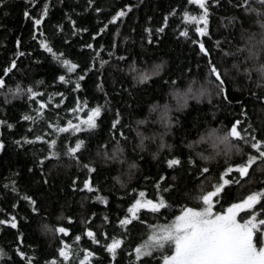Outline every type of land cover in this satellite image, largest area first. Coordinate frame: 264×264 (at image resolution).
Returning a JSON list of instances; mask_svg holds the SVG:
<instances>
[{"label": "trees", "instance_id": "1", "mask_svg": "<svg viewBox=\"0 0 264 264\" xmlns=\"http://www.w3.org/2000/svg\"><path fill=\"white\" fill-rule=\"evenodd\" d=\"M43 3L44 0H37V5L33 8L26 5L24 0H7V6L0 7V75L13 59L17 61L16 68L5 77L6 87L0 89V119L14 124L12 130L0 126V139L5 142L4 150L0 151V219L15 216L17 223L16 229L10 225H0V249L7 254L0 257V264H26L27 257H33V264H45V261L58 257L57 249L61 246L62 239L73 244L74 236L82 235L85 228H91L97 234L106 230L109 236L116 235L119 238L123 229L116 227L118 218L125 216L139 191H145L148 198H155L154 184L161 176L166 178L167 183L177 186L170 194L162 193L171 208L162 209L160 215L149 213L142 215V218L148 223L170 222L179 214L181 206H199L193 197L201 189L210 190L226 167L224 155L218 154L207 141H201L202 135L212 128L223 134L232 122L240 120L238 130L254 129L257 138L264 139V76L257 71L264 65V45L259 43L264 40V28L257 22L255 13H245L234 6L238 0H220V7L211 9L210 38L196 37L190 31L189 39L177 35L185 27L180 13L184 10L186 0H94V7L101 8L100 13H96L94 7L85 11L87 0H62V3L61 0H49V16L41 26L42 30L54 51L63 52L65 58L80 66L76 73H68L67 76L74 79L80 69L90 63L95 64L94 70L82 82L83 90L76 93L71 92L68 86L54 83L57 75L66 74V69L50 53L39 47V34L37 33L36 39L33 38L32 22L23 16L26 7L31 15H38ZM126 4L133 7L123 21L108 23L111 15ZM253 6L260 8L259 4L254 3ZM174 7L177 8V14L169 16L160 40L154 45L148 44L144 29H152L155 39V28L164 23L165 14ZM188 9L198 13L194 5H188ZM65 13L77 22L78 27H86L89 31L71 35V26L65 19ZM229 18L235 19L230 23ZM57 23L63 24L64 31L57 33L54 38V25ZM106 23L107 29L92 41L91 33L98 31ZM188 27L191 29L194 26ZM17 38L20 40L19 49L16 45ZM65 39L68 44L63 43ZM191 39L203 42L211 56L200 54L198 45L192 44ZM216 41H219V46H216ZM88 42L93 43L94 49H99L98 59L93 60V50L81 48L82 44ZM17 50L24 55L17 56ZM109 52L113 55L109 56ZM120 56L127 59L120 61ZM99 59L107 61L103 68ZM133 60L139 71L149 75L148 81L140 83L138 76L134 79V73L129 69ZM209 60L222 75L225 87L223 94H219L218 82L209 74ZM155 65L161 67L158 73L152 75ZM98 75L101 76L99 81ZM38 81L42 83L38 84ZM97 83H102V87L98 89ZM17 84L22 88L32 86L34 90L44 93V100L48 99L49 93L63 92L66 99L59 109L62 122L71 118L65 106L74 107L77 96L81 101L87 99L89 108L103 106L101 117L97 121L99 127L90 135L75 134L90 145L80 156L79 165L64 155L65 145L75 143V138L68 133H62L59 137H46L57 139L56 151L60 156L58 159L45 161L43 175L37 166V159L47 153V145L25 144L20 148L13 143L23 136L31 138L46 128L43 121L33 125L30 121L20 119L22 114L35 116L36 113L30 110L31 102L26 95L14 98L9 93L5 96L8 89L15 90ZM190 84L193 89L206 88L207 93L199 99L190 94L186 103L178 104L172 95L173 91L184 93ZM225 95L227 100L224 99ZM60 99L61 97L54 96L53 103H58ZM165 105L170 121V126L167 127L161 119ZM35 107L37 105L31 103V108ZM87 110L80 113L81 117L86 115ZM117 112L120 121L115 132L123 154L119 162L106 163L96 155L97 142L111 141L109 129ZM45 116L55 122L56 111L46 109ZM138 121L144 123L139 124ZM30 127L34 129L33 132L28 131ZM121 131L126 139L120 137ZM138 132L147 137L143 147L139 146L141 136L137 135ZM161 136L165 145L163 148L160 147ZM114 143L115 141H111L108 145L110 153ZM241 147L244 152L249 151L242 144ZM173 156L180 157L185 165L182 169L168 168L166 161ZM190 156L194 160V166L186 163ZM202 156L209 159L205 160ZM240 159L239 155L233 154L228 162L236 163ZM84 163L93 164L96 172L88 173L82 167ZM133 163L136 165L134 169L129 167ZM29 167L33 169L32 172L28 171ZM203 167H208L209 172L197 178L196 169ZM260 167L264 166L258 161L250 170L251 182L245 177L240 180V184L226 186L225 198L216 205L215 210L220 211L227 203L242 199L250 191L264 186L260 183L264 181V172L255 171ZM235 175L239 179L238 174ZM89 176L94 187L99 189L98 193L73 191V180H76V187L79 189ZM117 177L120 183L115 179ZM173 177L177 179L173 180ZM45 179L47 183L44 182ZM13 182L17 192L12 191ZM166 186L161 181V187ZM25 195L36 200L38 214H34L32 205L22 198ZM97 195L107 198V205L94 199ZM13 204H16L15 208L12 207ZM93 213L95 216H92ZM105 216L109 219L106 225L103 221ZM68 217L72 218V223H68ZM42 224H47L50 228L64 226L70 229V234L65 237L54 231H43ZM134 224L135 227L129 226L130 238L125 244L126 250L141 243L148 235L149 230L145 225L138 222ZM21 233L22 244L17 238ZM17 246L26 253L25 260H21L16 254ZM80 247H88L98 254L93 264H109V256L103 248L91 244L83 235ZM166 251L169 254L170 249ZM154 255L156 259L145 258L147 264H157L161 253ZM73 264L76 262L73 261ZM117 264H129V257L120 252Z\"/></svg>", "mask_w": 264, "mask_h": 264}, {"label": "snow or ice", "instance_id": "2", "mask_svg": "<svg viewBox=\"0 0 264 264\" xmlns=\"http://www.w3.org/2000/svg\"><path fill=\"white\" fill-rule=\"evenodd\" d=\"M24 2L26 5H31L33 8L37 5V0H24ZM254 3L259 4L260 8L254 7ZM188 5L196 6L198 13L190 11ZM6 6L7 0H0V7ZM234 6L238 9H242L245 13H255L258 18L257 22L264 28V0H238V3ZM93 7L94 0H87V8L85 11ZM132 7V5L126 4L122 9L116 10L114 14L111 15L108 23L116 24L118 21L122 22L123 18L132 11ZM218 7H220V0H186L184 10L180 13L185 27L178 31V37L189 39V32L193 31L196 37L210 38L209 23L210 16L212 15L211 9ZM49 8V0H44L42 9L39 11L38 15H31L29 8L26 7L23 16L30 19L32 22L33 38L36 39L37 33L39 34V47L50 53L52 58L57 61L62 68L66 69V74L57 75L54 83L58 82L68 86L73 93L80 92L83 90L82 82L85 81L88 74L94 70L95 64L90 63L87 67L80 69L74 79L67 76L68 73H76V70L80 68V66L78 63L65 58L63 52L54 51L46 33L42 30L41 26L45 22L46 17L49 16ZM94 11L100 13L101 8L94 7ZM176 14L177 8L175 7L172 8L169 13L165 14L164 23L155 28V39H153L152 36V29L147 27L144 29V32L147 34L148 44L154 45L160 40L161 34L164 33L167 27L169 16ZM65 19L71 26V35L75 36L78 33H87L89 31L86 27H78L77 22L68 16L67 13H65ZM234 19L235 18H229V22H233ZM149 20H151V17H149ZM189 25L194 27L190 29L188 27ZM107 27L108 24L106 23L103 27H100L98 31L92 32L91 40L95 41ZM63 31L64 26L62 23L55 24L53 37L55 38L57 33H63ZM63 43L68 44V40L65 39ZM191 43L198 45L199 53L203 54V56H211L205 44L200 40L191 39ZM259 43L264 45V40H261ZM19 44L20 40L17 38V49H19ZM216 46H219V41H216ZM100 47L103 48V45ZM113 47H115V42H113ZM81 48L93 50L95 52L93 60L99 58V49H94L93 43L88 42L82 44ZM249 51H251V49H249ZM16 55L22 56L24 53L17 50ZM112 55L113 53L109 52V56ZM118 59L120 61H125L127 57L120 56ZM16 63L17 61L13 59L10 64L3 69V74L0 75V89L6 87L5 77H8L9 74L13 72L16 68ZM99 63L101 68H103L104 65L107 64V61L99 59ZM208 64L209 74L218 82L217 88L219 94H223L225 92V87L222 75L211 60H209ZM160 67L161 65H155L151 74L155 75L158 73ZM129 69L134 73V79L138 76L140 83L149 80V75L145 74L143 71H139L134 60L129 64ZM257 71L264 76V65H261ZM97 80H101V76L98 75ZM37 83H42V81H38ZM173 83H175V81H173ZM96 87L98 89L101 88L102 83H97ZM9 93H11L14 98L26 95L29 102L37 105L35 108H31V103L29 105L30 110L36 113L35 116L25 113L21 115V120L30 121L33 125L39 124L41 121L46 124V128L42 133L35 134L31 138L23 136L13 141V143L20 148L25 144L43 143L47 145V153L39 156L37 159V166L40 168L41 174L43 175L45 161L58 159L60 156V153L56 151L57 139L46 138L52 137L53 135L59 137L62 133H68L75 138L74 145H65L64 155L75 160L79 165L80 156L84 151L88 150L90 145L86 143L85 139L79 138L75 134L87 133L90 135L94 132L99 127L97 121L101 117L103 106L97 105L89 108L87 99L81 101V98L77 96L74 107L65 106L66 112L71 114V118H68L66 122H62L63 118L60 116L59 109L61 105H64L66 99L63 92L57 91L55 93H49L48 99L44 100V93L34 90L32 86L22 88L17 84L15 90L9 88L5 96ZM206 93V88L201 87L193 89L190 84L184 93L173 91L172 95L177 99L178 104H183L186 103V99L189 98L190 94L192 97L199 99ZM54 96L61 97L58 103H53ZM224 99L227 100L226 95ZM7 102L6 99L5 103ZM49 108L56 111L55 122L48 120L45 116V110ZM86 109H88L86 115L81 117L80 113L85 112ZM161 119L165 122L166 127L170 126L167 105L164 106L161 112ZM119 121L120 116L119 112H117L116 119L112 121L111 128L109 129L111 141H115V143L112 144L113 150L111 153L108 151V145L111 141L105 143L97 142L96 155L102 157L106 163L113 161L119 162L120 156L123 154V148L120 147V142L116 139L115 132ZM138 123L143 124L144 121H138ZM240 124V120H235L223 134H220L216 128H212L208 130L205 135L201 136V141H207L213 149L217 150L218 154L224 155L226 158V167L220 172L217 182L212 184L210 190L204 191L201 189L200 192L193 197L198 202L199 206L189 207L183 205L180 207L179 214L175 215L170 222L148 223V221L142 218V215H147L149 213L160 215L162 209L171 208V205L162 193L170 194L172 191H175L177 187L176 184L167 183L166 178L161 176L154 184L155 198H148L145 191H139L138 196L127 208L125 216L118 218L116 227L123 229L119 238L116 235L109 236L106 230L97 234V232L93 231L91 228H85L82 235L87 237L88 240L91 241V244L99 245L103 248L104 252L109 256V264H117V256L120 252H123L124 255L129 257V264H147L145 258L156 259L154 253H161L160 259L157 260V264H264V186H261L257 190L250 191L242 199L227 203V206H222L220 211L215 210L216 205L220 204L225 198L226 186L240 184V180H243L245 177H248V182H251L250 170L253 169V166L258 161L264 166V139L257 138L254 129L252 131H249L247 128L238 130L237 126ZM0 126H5L8 130L14 128V124L4 119H0ZM49 129L51 131H48ZM28 131L33 132L34 129L30 127ZM119 135L126 139L122 131ZM137 135L141 136L139 132ZM146 138L147 137L141 136L140 147H143L144 139ZM241 144L248 147L249 151L244 152ZM164 146L163 137L161 136L160 147L163 148ZM189 147H192V145H189ZM4 148L5 142L3 139H0V151L4 150ZM233 154L241 157L239 162H228ZM202 158L205 160L209 159L207 156H202ZM166 163L170 169H182L185 166L178 156L167 159ZM186 163L187 165L194 166L193 158L191 156L188 157ZM82 167L87 169L90 174L96 172V168L91 163H84ZM129 167L134 169L136 165L133 163ZM32 170L31 167L28 168L29 172H32ZM255 171L264 172V167L257 168ZM196 172L197 178H199L205 173H208L209 168H197ZM235 174H238L239 179L236 178ZM115 179L120 183L118 177ZM145 179H147V177ZM176 179V177H173V180ZM161 181L167 184V186L162 188ZM44 182L47 183V180L45 179ZM260 183L264 185V181H260ZM72 186L73 191H87L88 193L99 192V189L95 188L92 184L91 176L83 181L82 188L78 189L76 187V180L72 181ZM121 186L123 187V184H121ZM5 187L7 188V185H5ZM12 191L17 192L15 182H13ZM22 198L32 205V212L38 214L39 209L36 207V200L30 195H25ZM94 199L99 200L105 205L108 203L107 198L99 195L95 196ZM12 207L15 208L16 204H13ZM141 210H144V212L142 213ZM92 216H95V213H93ZM67 220L68 223H72L71 217H68ZM103 221L106 225L109 222L108 217L105 216ZM134 222L145 225L149 230L148 235L141 243H137L134 247H130V250H126L125 244L130 238L129 226L135 227ZM0 225H10L11 228L16 229V217L11 216L9 219H0ZM41 229L46 232L54 231L57 234H63L65 237L70 234V229L64 226L50 228L49 225L42 224ZM22 235L21 233L17 237L21 241V244ZM82 235L76 234L73 244H68L62 239L60 242L61 246L57 249L58 257H53L50 261H45V264H73V261H75L76 264H93V260L98 257V254L88 247H80ZM166 249H170V254H168ZM15 251L21 260L26 259V253L21 250L20 246H17ZM5 255L7 254L0 249V257ZM26 264H33V257H27Z\"/></svg>", "mask_w": 264, "mask_h": 264}, {"label": "rangeland", "instance_id": "3", "mask_svg": "<svg viewBox=\"0 0 264 264\" xmlns=\"http://www.w3.org/2000/svg\"><path fill=\"white\" fill-rule=\"evenodd\" d=\"M169 254H170V252H169Z\"/></svg>", "mask_w": 264, "mask_h": 264}]
</instances>
